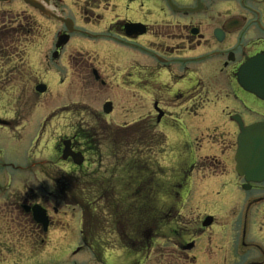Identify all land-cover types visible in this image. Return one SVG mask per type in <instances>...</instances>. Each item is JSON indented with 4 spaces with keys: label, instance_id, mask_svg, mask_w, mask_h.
Segmentation results:
<instances>
[{
    "label": "rangeland",
    "instance_id": "374dc122",
    "mask_svg": "<svg viewBox=\"0 0 264 264\" xmlns=\"http://www.w3.org/2000/svg\"><path fill=\"white\" fill-rule=\"evenodd\" d=\"M138 1L147 2V0ZM131 3L132 1L128 0H62L58 5L60 12L66 10L69 16L80 19L79 24L84 21L88 25L85 27L87 31L96 34L110 32L114 26L111 24L118 22V19L124 18L126 14L132 13L126 8ZM140 3L132 4V7L140 6ZM81 8H87V13H83L86 10L80 11ZM79 13L82 14L79 15ZM26 14L28 18H26L25 30L0 38V55L7 56L5 63L0 58V119L13 122L9 132L0 128V167L8 166L5 171L11 177L9 201L14 200L19 183L20 190L23 189L24 181L18 170L11 169V164L24 167L31 166L30 161L31 163L40 160L43 162L48 158L44 149L51 139L72 133V130H68V126L93 132L94 128L101 124L103 132L102 135H98V139L102 143L98 153L88 159L87 169L93 171L102 167V172L114 169L116 177L119 178L124 174L123 164L128 162L132 153L135 152L132 151L136 149L132 141L141 142V145L138 144L143 154L141 156L146 159L156 158L153 162L152 159L147 160L146 165L143 163L144 169L140 171V173L146 172L154 176L152 186L157 191L153 195L155 197L153 204L156 209L166 207L167 209L173 208L175 211L172 228L179 230L180 233L175 235L167 229L165 235L177 237V243H181L180 247L192 241L196 244L193 250L185 253L167 239L163 241V244L156 245L151 254L146 253L147 255L141 258L143 261L138 260L137 262H143V264H212L215 260H219L222 264H243L248 256L240 257L238 253H245L247 250L239 244V234L238 241L231 239L236 236L235 230H239L240 216L242 219L244 207L239 205L232 209L230 205L233 204L228 201L231 174L236 168V152L232 146L233 142L234 145L236 144L233 138L236 137L237 141L239 134H236V127L229 120L230 113L235 111L236 107L227 102L225 91L214 89L204 91L203 96L208 93L207 99L200 101V111L195 119L194 116L188 117L186 111L177 109L176 124L181 126L185 137L176 134L173 130H167L164 133L157 125L151 126V109L148 105L149 97L147 99L146 94L133 96L120 92L119 89L106 90L100 84L94 83L92 74H89L86 69H80L81 65L78 61L82 58L92 60L96 66H98L97 63H102L107 74L113 78L115 47L111 55H108L96 46L97 41L96 43L82 41L85 48L79 49L76 46L77 41L73 39L69 45L70 48H66L68 51H66L65 58L61 60L59 57L54 60L52 53L57 41V32L63 31V28L58 26L53 33L49 34L46 27L42 26L39 29L37 24L34 25L35 18L30 17L34 14L33 10L30 9ZM63 14L66 13L63 12ZM96 22L97 24L94 25ZM41 23L47 24L45 20H41ZM50 25L51 23L48 22L47 26ZM114 43L112 42L113 45ZM72 54L74 57H70L68 64L65 63L66 57ZM64 64L67 67H64ZM207 76L212 77L213 73L208 71ZM20 78L22 84L24 83L20 86L21 91L18 88L17 91L7 92V90H12L10 87L17 84ZM41 83L49 87L45 94H40L35 90L36 86ZM206 83L208 82H205V85ZM129 99L133 103L139 101L138 108L134 107L131 102L123 107L118 106V101ZM109 101L114 103V109L104 121L103 106ZM43 124L44 127H42ZM119 125L127 127L119 129ZM139 125L146 126L147 131H144V135L132 133V129ZM23 126L24 128L30 127V132L34 131L33 134L24 132L21 129ZM176 130L181 132L178 127ZM35 139L36 143L33 144ZM110 139L115 147L112 152L111 143L106 141ZM35 153L37 154L34 155ZM195 164V170L192 171ZM146 166H154L156 170L160 167L163 169L161 171L159 169V173H153L147 171ZM80 175H82L81 172L72 176L60 173L59 181L64 183V180L68 178L76 180L86 191L90 181L87 177L81 178ZM8 181L3 182L5 186L10 184ZM136 181V179L132 180L131 185L127 186L123 181H119L118 187L131 190ZM68 184L70 185V182ZM148 188L149 185L145 182L141 192L146 193ZM101 189H103L102 185ZM67 204L70 206L63 207V203L59 201L58 233L52 237V243L43 247L40 255H35L34 250L25 244V253L12 254L8 260L0 263L136 264V259L133 261L135 257L121 251L119 246L102 253L101 258L96 260L92 251L82 246L80 208L76 207L71 200L67 201ZM4 205L5 200H2L0 210ZM261 211L264 212V208ZM207 215L214 216L216 223L210 228L211 230L204 231L201 229L202 222ZM152 216L151 206L148 205L147 217ZM165 216H170V214H165ZM260 216L255 217L257 223L254 229L264 234V216ZM243 219H245L244 216ZM259 243L264 248V243L262 241ZM79 247H82V250L75 252ZM1 252L4 251H0V255ZM34 255L37 256L36 259L33 258ZM4 257L7 258L8 255L5 253ZM259 259L264 261V256H260Z\"/></svg>",
    "mask_w": 264,
    "mask_h": 264
},
{
    "label": "flooded vegetation",
    "instance_id": "af4514ba",
    "mask_svg": "<svg viewBox=\"0 0 264 264\" xmlns=\"http://www.w3.org/2000/svg\"><path fill=\"white\" fill-rule=\"evenodd\" d=\"M28 2L34 4V7ZM61 2L62 0H0V38L23 31L27 24L26 13L31 9L34 14L30 17L35 18L34 25L37 24L39 29L46 27L50 34L58 26L63 28V31L57 32L52 57L56 53L57 59L65 58L68 51L66 48H70L73 39L77 41L79 49L85 48L82 41H97L96 46L108 55H111L115 47L113 78L107 74L102 63H97L96 66L92 60L82 58L78 61L80 69H86L92 74L94 83L106 90L119 89L120 92L133 96L146 94L147 99L149 97L147 104L151 109V126L157 125L164 133L170 129L185 137L182 128L181 132L176 130L177 109L186 111L188 117L197 118L199 103L202 99L206 100L208 95L206 93L203 96L202 93L212 89L225 91L227 102L236 107L229 115V120L236 127V134H239L238 119L246 126L264 122V101L245 91L237 82V73L245 63L258 56L264 57V0H147L146 3L133 0L126 7L132 13L111 24L114 26L110 32L96 34L86 30L88 25L84 21L79 24L80 19L69 16L66 10H62L66 14L60 12L58 3ZM139 3L140 6L132 7V4ZM80 11L87 13L88 9L81 8ZM43 12L52 14V17L43 15ZM59 18L69 21L73 31H70L68 23L58 21ZM41 20H45L47 24L50 22L51 25L48 27ZM128 24H140L144 32L130 33L126 29ZM64 36H68L69 40L66 45L58 48L57 44ZM112 42H115L114 45ZM72 56L73 54L66 57L64 62L68 64ZM5 57L0 55L3 63L6 61ZM63 66L67 67L65 64ZM208 71L213 73L212 77L207 76ZM215 81L216 84L213 83ZM205 82L208 83L205 85ZM23 84L20 78L17 84L10 87L12 90L7 92L19 90ZM130 102L129 99L118 101L117 104L123 107ZM131 104L138 108L139 101ZM159 111L162 112L161 119ZM105 119L106 116L103 120L106 121ZM44 122L47 124L46 120ZM12 123L7 121V125H0V128L9 132ZM44 126L43 124L42 127ZM119 127L124 129L127 126ZM21 129L27 133L34 132H30V127L23 126ZM68 130H72V133L56 136L46 145L44 152L48 158L43 162L30 161L32 165L24 167L9 165L11 169L18 170L24 180L23 189L20 190L19 183L12 202L8 199L11 185V177L5 171L8 166L0 167V202L5 200V205L0 210V248H3L0 251H4L1 252L0 262L8 260L12 254L25 253V244L34 250L35 255H40L43 247L58 233L59 174L69 176L83 171V166H76L72 158L62 159L64 142L71 141L72 150L82 152L85 160L94 152L84 145L81 139L82 129L68 126ZM233 139L236 144V137ZM35 143L36 139L33 144ZM232 146L236 152L237 145L233 142ZM231 177L228 201L233 205L230 206L244 207L239 230H235L236 236L231 237V240L238 241L239 234V244L247 251L239 252L238 255L248 256L243 264H264L259 259L264 256V248L259 243H264V234L254 229L257 223L255 217L264 216L261 211L264 208V183H246L235 172V168ZM4 181L10 184L5 186ZM168 227V223L159 226L157 237L153 239L155 245L165 238V229ZM170 241L177 245L176 238ZM191 243L194 244V241L189 244ZM184 246L186 244L182 248ZM5 253L7 258L4 257ZM35 255L33 258L36 259ZM229 256L233 261L232 255ZM212 264L222 263L215 260Z\"/></svg>",
    "mask_w": 264,
    "mask_h": 264
},
{
    "label": "trees",
    "instance_id": "16d2710c",
    "mask_svg": "<svg viewBox=\"0 0 264 264\" xmlns=\"http://www.w3.org/2000/svg\"><path fill=\"white\" fill-rule=\"evenodd\" d=\"M137 128L138 130L141 129L140 131H136V134L140 136L144 135V131H147V128L142 125H139ZM146 135L149 137L148 133ZM81 137L90 149L97 148V140H95V136L92 133L86 132L81 134ZM139 143L141 145V142L133 144L137 147V152L135 153L136 155L133 154L135 156L131 157L130 164L127 163L128 167L125 168V174L122 175V180H124V182L130 176L128 173L133 174L135 178L138 173H140V168L142 167L140 166V162L142 161V157L139 150ZM96 174L97 173L91 174V181L88 186L91 192L88 195L77 181L74 182L69 191L72 200L83 204L84 207L83 242L86 245L96 243L97 246H100H98L100 251L105 250L112 244V240L102 233L104 228H102L103 222L100 221V216L107 215L109 217V219H107L109 220V229L113 231L110 234H115V230H119L122 233L120 237L117 236L116 243L120 244L122 242L121 245L129 249L143 251V248H147L145 244L147 238L144 240L146 236L143 234H145L144 232H148L149 229L151 230L152 225H155L154 220L150 222L147 217L148 205H146V200H143L145 197L144 193L141 192V187L145 183L144 181H146L147 177L143 176V178L139 180L137 188L124 190V195L122 196L124 199L120 202L121 198L115 197V186L110 183V185L107 186V190L101 189V182L98 178H95ZM84 176L86 175L83 174L82 177ZM109 194L111 196H109ZM129 196H134V198L130 200ZM102 197H105L104 203L102 202ZM130 216L131 219H126ZM99 228L102 230H98ZM99 250L95 251V257L97 259H99L101 255Z\"/></svg>",
    "mask_w": 264,
    "mask_h": 264
},
{
    "label": "water",
    "instance_id": "95a60500",
    "mask_svg": "<svg viewBox=\"0 0 264 264\" xmlns=\"http://www.w3.org/2000/svg\"><path fill=\"white\" fill-rule=\"evenodd\" d=\"M68 23L70 31H73L69 21L59 19ZM126 29L130 33H143L142 25L128 24ZM69 40L68 36L61 37L57 47L65 45ZM238 83L247 92L255 95L257 98L264 101V57L258 56L250 59L239 70ZM37 91L45 93L46 86H38ZM112 104L108 103L104 106V112L106 114L111 113ZM240 135L238 136V150L236 154V170L240 176H244L247 182H264V123H257L252 126H244V124L238 120ZM0 124H5L0 120ZM67 145V144H66ZM69 151L66 148L65 153ZM82 164V161L78 162ZM213 223V218H207L203 226L209 227ZM193 245L187 247L191 249Z\"/></svg>",
    "mask_w": 264,
    "mask_h": 264
}]
</instances>
